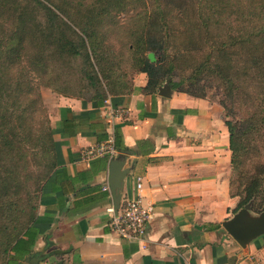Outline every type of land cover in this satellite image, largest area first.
Listing matches in <instances>:
<instances>
[{
	"label": "crops",
	"instance_id": "obj_1",
	"mask_svg": "<svg viewBox=\"0 0 264 264\" xmlns=\"http://www.w3.org/2000/svg\"><path fill=\"white\" fill-rule=\"evenodd\" d=\"M152 79L136 72L128 93L108 97L120 111L112 119L107 105L40 89L56 165L40 189L33 221L0 264L264 263V233L239 245L221 226L241 209L229 187L223 109ZM114 130L126 148L113 158L121 160L118 166L105 155L80 157V149L104 142ZM119 167L120 198L137 192L152 207L141 243L107 226L102 186L110 190ZM210 224L219 227L208 229Z\"/></svg>",
	"mask_w": 264,
	"mask_h": 264
},
{
	"label": "trees",
	"instance_id": "obj_2",
	"mask_svg": "<svg viewBox=\"0 0 264 264\" xmlns=\"http://www.w3.org/2000/svg\"><path fill=\"white\" fill-rule=\"evenodd\" d=\"M174 1L192 8L194 19L188 24L208 49L198 58L185 50L190 75L170 81L169 88L203 97L192 88L200 86V74L213 72L225 86L223 95L232 100L233 91L257 78L259 111L247 112L235 124L225 120L231 167L236 143L264 132V0H0V263L36 212L37 203L24 209L10 192L19 186L18 165L28 158L35 166L37 202L56 165L39 88L100 106L107 97L131 89V80L120 72L123 50L136 72H145L155 85L164 82L176 67L177 53L165 51ZM230 50L243 56L238 67ZM150 51L157 56L154 66L146 58ZM112 137L117 151L126 150L118 130ZM259 190V202L251 207L255 212L264 199V172Z\"/></svg>",
	"mask_w": 264,
	"mask_h": 264
},
{
	"label": "rangeland",
	"instance_id": "obj_3",
	"mask_svg": "<svg viewBox=\"0 0 264 264\" xmlns=\"http://www.w3.org/2000/svg\"><path fill=\"white\" fill-rule=\"evenodd\" d=\"M175 10H172L173 21L172 34L168 44L165 46V51L171 55L176 52L177 57L175 60V69L172 70L169 78L162 83H169L175 81L178 77H186L190 75L191 68L187 67L185 50L194 55V58L200 54H203L208 46L203 43L204 40L199 39L197 31L192 29L188 22H192L194 19V12L191 7L181 1H174ZM120 19H125L123 15H120ZM158 39L162 42V37L159 34ZM114 44L115 50L119 48V45L115 40H111ZM179 54L178 51H182ZM124 62L121 65L120 72L124 74L127 82L131 80L132 75L136 73V70L131 67V63L126 60L127 54L123 50ZM229 57L233 65L236 63L237 67L243 62V56L232 50L228 51ZM157 56H154V61L151 64L156 63ZM198 58V57H197ZM199 87L192 88L194 93L201 94L203 98H206L209 102L220 103L224 106L226 113L225 120L229 123L239 122L241 117H244L247 112L259 111L260 105L258 104V97H256L255 91L258 89L256 84L257 78H253L248 84H241L239 90L233 91V99H228L223 95L225 86L220 82L219 78L213 72H203L198 76ZM256 86V87H255ZM40 89L54 92L49 88ZM55 93V92H54ZM42 102V98H41ZM219 104V105H220ZM45 109V114L48 118L47 108L42 103ZM222 108V107H221ZM223 109V108H222ZM262 110V108H261ZM224 113V111H223ZM236 150L233 152V164L231 167V176L229 179L230 192L235 194L236 208H243L247 206L249 208L248 217L253 218L257 216V213L264 211V199L258 212H255L251 207L256 206L259 202V182L260 176L264 172V132L259 131L252 134L249 139L239 140L236 143ZM36 168L30 159H26L21 165H18L17 179L15 183H19L18 188L10 189V192H15L21 201V205L24 209H27L30 205H36L38 196V186L34 185V174ZM14 183V184H15ZM263 183V181H262ZM13 184V185H14ZM29 194V196H26ZM264 264V263H263Z\"/></svg>",
	"mask_w": 264,
	"mask_h": 264
},
{
	"label": "built area",
	"instance_id": "obj_4",
	"mask_svg": "<svg viewBox=\"0 0 264 264\" xmlns=\"http://www.w3.org/2000/svg\"><path fill=\"white\" fill-rule=\"evenodd\" d=\"M108 106V116L112 119L120 115L117 108H111L108 103V97L103 101ZM79 155L84 160H89L95 156L105 155L109 160L118 155L117 149L113 146V137L110 136L102 143H96L83 147L79 150ZM141 186L139 176L135 177L134 188L138 190ZM102 190L107 191L108 203L104 206L108 220L107 226L118 237L129 241L141 243L145 233V225L149 221L152 207L141 202L140 195L136 192L133 196L121 197L115 206L112 195L107 185L102 186Z\"/></svg>",
	"mask_w": 264,
	"mask_h": 264
},
{
	"label": "water",
	"instance_id": "obj_5",
	"mask_svg": "<svg viewBox=\"0 0 264 264\" xmlns=\"http://www.w3.org/2000/svg\"><path fill=\"white\" fill-rule=\"evenodd\" d=\"M146 58L149 62L155 60L151 51L146 53ZM164 84L169 89L168 84ZM120 162L121 160L113 159L111 165L118 166L117 163ZM118 170L115 175L109 178L110 192L115 206L120 198V180L124 175V170L120 171V167ZM221 226L236 243L242 245L249 239L264 233V211L260 212L257 218H249L245 208H241L231 219L222 222Z\"/></svg>",
	"mask_w": 264,
	"mask_h": 264
}]
</instances>
